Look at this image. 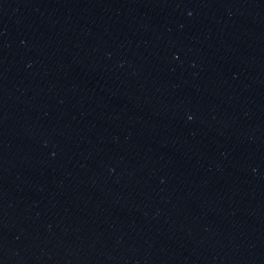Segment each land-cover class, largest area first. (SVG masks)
Here are the masks:
<instances>
[{"label":"water","instance_id":"obj_1","mask_svg":"<svg viewBox=\"0 0 264 264\" xmlns=\"http://www.w3.org/2000/svg\"><path fill=\"white\" fill-rule=\"evenodd\" d=\"M0 264H264L248 0H0Z\"/></svg>","mask_w":264,"mask_h":264}]
</instances>
